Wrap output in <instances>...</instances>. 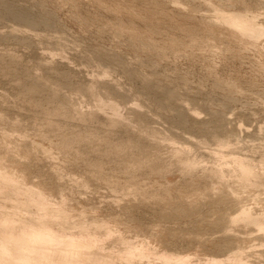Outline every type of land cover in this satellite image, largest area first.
<instances>
[{"label":"rangeland","instance_id":"rangeland-1","mask_svg":"<svg viewBox=\"0 0 264 264\" xmlns=\"http://www.w3.org/2000/svg\"><path fill=\"white\" fill-rule=\"evenodd\" d=\"M0 7V54H3V58L0 55V64H3V59L4 63L11 59L13 67L10 61V65L6 63L5 65H9L16 72L4 65L0 68V154H8L0 155L6 157L4 159L6 163L3 162L2 167L11 173H17V176L21 174L27 184L40 186L56 206L60 207L61 200H65L70 217V224L67 225H70L73 231L77 230L80 221L87 222L88 231H92L95 221L105 222L107 228L104 230L110 233L109 239L104 243V247L108 250H122L123 242L120 239L123 238L138 246L146 242L150 248L158 252L168 251L176 255H188L189 261L186 264H233L230 257L241 249L240 254L243 252L242 258H244L242 264H264V239H262L264 238V226L262 227L264 224V34L255 39L242 37L237 33L234 34L231 29L228 30L221 24L220 19L216 20L221 11L238 10L239 12L241 9L240 12L250 10L249 12L255 14V20L264 25V0H0ZM9 8H13L14 11H25L29 17L21 18L22 21L9 14ZM155 15H158L157 18ZM171 17L175 18L171 19ZM149 19L152 20L151 23ZM218 20L219 24H215ZM178 22L181 27L178 26ZM240 42L243 43L241 46ZM186 44L191 46L188 47ZM12 56L17 60V64ZM16 65L18 67H15ZM108 66L112 70H109ZM20 70L23 73H17ZM28 75L30 78L35 77V80L34 78L32 80L41 84L42 89L45 90L41 93L44 97L50 92L53 98L49 94L48 102L52 104L51 101L55 99L56 101L53 100L55 107L53 104L52 106L46 104L47 99L42 95L39 97V93L38 96L23 94L25 99L20 96L23 93L22 85L32 82ZM42 85L46 86V89ZM90 91L96 94L92 95ZM98 96L112 100L118 104V107L120 106L119 122H110L111 116L114 115L112 111L97 110L96 99L100 98ZM37 97L43 98L40 102L45 103L43 105L46 109L47 105L51 107V111L49 107L47 109L50 112L46 110L49 115H46L43 106H41L43 110L39 107L42 102L39 106L35 103ZM59 97L67 101L61 102ZM23 99L33 106L35 103L39 108H35L36 106L35 109L32 108L33 106H29L30 104L25 103ZM165 100L170 101L167 103L171 108L166 105ZM56 102L59 104L58 107L63 106L62 109L72 103L71 108L69 106L61 113L56 112ZM66 102L69 104L66 105ZM132 104L135 108L131 107ZM53 107L54 112H52ZM55 113H60L59 119ZM81 114H84L85 124L81 120L83 119ZM94 114L97 116L94 117ZM49 117L51 120L48 124ZM72 117L74 120L70 121ZM151 130L153 133H150ZM215 132H217L216 137ZM4 133L12 136L10 142L3 138ZM81 134L86 136L84 135L83 142V139L81 142L75 141L79 146L73 143L70 150L62 148L64 138L73 136L79 138L77 135ZM40 144L44 148L43 153ZM178 145H182L183 148L180 146L182 148L180 149ZM38 146L39 149L41 147V151L36 149ZM58 147L61 149H56ZM177 148L178 151L174 150ZM184 148L186 151H183ZM45 149L52 150V153ZM76 150L81 155H78ZM213 150L215 152H212ZM217 150L228 156L230 154L246 157L258 174L246 183L236 173L229 172L231 169L226 166L224 169L228 171L224 170L227 175L223 179L218 178L217 175L211 176L212 173L208 174L206 171L219 165L217 155L213 154ZM63 152H67L66 155ZM139 152L144 154L140 155ZM180 155L182 160H179ZM134 156L135 158L138 156L140 160L138 157L133 158ZM197 157L200 158L196 169L180 168L184 166L182 162L185 163L188 158L192 160ZM57 159L58 162H55ZM91 159L94 162L88 161ZM143 160L146 162L144 163ZM97 161L99 165L102 163L101 165L105 167L99 166ZM154 162L157 165H164L157 167ZM90 163L91 165L88 166ZM54 165L57 167L53 168ZM63 171L66 175L69 172L70 175L68 173L69 176H64ZM97 173H102L103 177L105 175L104 179ZM29 174L32 178L30 181ZM93 174L95 176H92ZM131 181L132 183H128ZM123 184L126 186L123 187ZM137 184L139 185L136 186ZM116 186L117 188L114 189ZM139 190L142 191V195ZM59 191L64 194L60 195ZM4 197L5 195L0 192V202H4ZM12 205L13 201L9 199L2 204L0 217L11 209L15 210L11 208ZM242 209L257 217L260 224H253L238 217ZM18 211L22 215L31 216L30 213L25 214L23 210ZM54 228L60 229V226L55 224ZM237 249L240 251H235ZM141 260L143 264L148 261L147 258ZM161 262L162 260L156 259L153 264H163Z\"/></svg>","mask_w":264,"mask_h":264},{"label":"bare ground","instance_id":"bare-ground-1","mask_svg":"<svg viewBox=\"0 0 264 264\" xmlns=\"http://www.w3.org/2000/svg\"><path fill=\"white\" fill-rule=\"evenodd\" d=\"M99 1V0H98ZM121 1V0H120ZM125 1V0H124ZM142 1V0H141ZM145 1V0H144ZM150 1V0H149ZM179 1V0H178ZM251 1V0H250ZM101 2V1H100ZM123 2V1H122ZM121 2V3H122ZM139 2V1H138ZM147 2V1H146ZM161 2V1H160ZM204 2V1H203ZM102 3V2H101ZM110 3V2H109ZM108 3V4H109ZM112 3V2H111ZM126 3V2H125ZM128 3V2H127ZM148 3V2H147ZM159 3V2H158ZM179 3V2H178ZM206 3V2H205ZM210 3V2H209ZM243 3V2H242ZM257 3V2H256ZM107 4V5H108ZM123 4V3H122ZM130 4V3H129ZM134 4V3H133ZM132 4V5H133ZM146 4V3H145ZM154 4H155V1H154ZM156 4H157V2H156ZM176 4V3H175ZM102 5H103V3H102ZM116 5V4H115ZM120 5V4H119ZM141 5V4H140ZM144 5V4H143ZM100 6H101V4H100ZM112 6V4L110 5V7ZM122 6V5H121ZM145 6V5H144ZM155 6V5H154ZM162 6V5H161ZM261 6H263V4H261ZM108 7V6H107ZM117 7H118V5H117ZM131 7V6H130ZM141 7V6H140ZM145 7H147V6H145ZM156 7V6H155ZM158 7V6H157ZM156 7V8H157ZM163 7V6H162ZM161 7V8H162ZM243 7V6H242ZM250 7V6H249ZM248 7V8H249ZM132 9H133V7H131ZM139 8V7H138ZM151 8V7H150ZM164 8V7H163ZM264 8V7H263ZM0 9H1V7H0ZM111 9V8H110ZM136 9V8H135ZM142 9V8H141ZM220 9V8H219ZM228 9H230L229 7H228ZM117 10H119V9H117ZM126 10V9H125ZM124 10V11H125ZM158 10V9H157ZM236 10V9H235ZM1 11V10H0ZM3 11V10H2ZM6 11V10H5ZM9 11H10V13L9 14H11V15H13L14 17H16V18H19V19H23V18H28L29 16H28V14L24 11V12H21V11H14L13 10V8H9ZM130 11V10H129ZM163 11V10H162ZM176 11V10H175ZM240 11H241V9H240ZM238 12V10H236V11H233V10H229V11H221V12H219V14L217 15V17L218 18H216V20L217 19H220V21H222L221 22V24H223L228 30L229 29H231L233 32H235L234 34H239V35H241L242 37H246V38H252V39H255V38H259V37H261L262 36V34H264V25L263 24H259L256 20H255V14H253V13H251V12H249V11H245V12ZM244 11V10H243ZM257 11V10H256ZM114 12V11H113ZM123 12V11H122ZM126 12H127V10H126ZM125 12V13H126ZM159 12H161V10H159ZM164 12V11H163ZM176 12H178V11H176ZM3 13H4V11H3ZM8 13V12H7ZM117 13V12H116ZM121 13V12H120ZM124 13V12H123ZM127 13H129V12H127ZM141 13V12H140ZM139 13V14H140ZM147 13V12H146ZM151 13H153V12H151ZM155 13V12H154ZM181 13V12H180ZM166 14V13H165ZM177 14V13H176ZM214 14V13H213ZM8 15V14H7ZM135 15V14H134ZM137 15V14H136ZM161 15V14H160ZM178 15H179V13H178ZM187 15V14H186ZM185 15V16H186ZM33 15H31V17H32ZM140 16V15H139ZM149 16V15H148ZM156 16V18H157V16L158 15H155ZM162 16V15H161ZM163 16H165V15H163ZM176 16V15H175ZM132 17H133V14H132ZM142 17H144V15L142 16ZM182 17V16H181ZM136 18V17H135ZM134 18V19H135ZM146 18V17H145ZM144 18V19H145ZM154 18V17H153ZM173 17H171V19H172ZM175 18V17H174ZM173 18V19H174ZM184 18V17H183ZM188 18V17H187ZM14 19V18H13ZM21 19V20H22ZM130 19V18H129ZM137 19V18H136ZM142 19V18H141ZM143 19V20H144ZM147 19V18H146ZM189 19V18H188ZM28 20V19H27ZM32 20V19H31ZM36 20V19H35ZM140 20V19H139ZM154 20V19H153ZM16 21V20H15ZM23 21V20H22ZM149 21H150V19H149ZM152 21V20H151ZM151 21H150V23H151ZM156 21H157V19H156ZM179 21V20H178ZM183 21H184V19H183ZM25 22V21H24ZM31 22V21H30ZM33 22H35V21H33ZM138 22V21H137ZM146 22H147V20H146ZM177 22V21H176ZM181 22V21H180ZM205 22V21H204ZM212 22V21H211ZM213 22H215V21H213ZM217 22V21H216ZM21 23V22H20ZM182 23V22H181ZM261 23V22H260ZM184 24L185 23H183V26H184ZM186 24H187V22H186ZM210 24V23H209ZM215 24H219V20H218V22L217 23H215ZM30 26V25H29ZM35 26V25H34ZM119 26H120V24H119ZM118 26V27H119ZM126 26V25H125ZM131 26V25H130ZM149 26V25H148ZM177 26V25H176ZM178 26H180L181 27V25H180V23L178 22ZM204 26V25H203ZM31 27V26H30ZM121 27H123V26H121ZM133 27V26H132ZM155 27V26H154ZM202 27V26H201ZM125 28V27H124ZM129 28H131V27H129ZM134 29L133 30H135V27H133ZM148 28V27H147ZM193 28V27H192ZM114 29V28H113ZM137 29V28H136ZM149 29V28H148ZM147 29V30H148ZM150 29H151V27H150ZM158 29V28H157ZM208 29V28H207ZM209 29H211V28H209ZM208 29V30H209ZM123 30V29H122ZM126 30V29H125ZM198 30H199V27H198ZM200 30H202V29H200ZM204 30H205V28H204ZM203 30V31H204ZM230 30V31H231ZM140 31V30H139ZM151 31V30H150ZM232 31H231V33H232ZM22 32V31H21ZM30 32V31H29ZM138 32V31H137ZM137 32H135V34L137 33ZM158 33H159V31H157ZM156 32V33H157ZM186 32H187V30H186ZM196 32V31H195ZM201 32V31H200ZM205 32V31H204ZM12 33V32H11ZM140 33V32H139ZM156 33H154V34H156ZM157 33V34H158ZM187 33H189V32H187ZM212 33H214V31L212 32ZM230 33V32H229ZM233 34V35H234ZM137 35V34H136ZM152 35V34H151ZM150 35V36H151ZM207 35V34H206ZM148 36H149V34H148ZM154 36V35H153ZM158 36V35H157ZM161 36V35H160ZM197 36V35H196ZM143 37V36H142ZM159 37V36H158ZM204 37V36H203ZM209 37H211V36H209ZM144 38V37H143ZM170 38H172V37H170ZM175 38V37H174ZM241 38V37H240ZM8 39V38H7ZM152 39V38H151ZM160 39V38H159ZM214 39V38H213ZM264 39V38H263ZM155 40H156V38H155ZM158 40V39H157ZM171 40V39H170ZM170 40H168V41H170ZM202 40V39H201ZM208 40V39H207ZM219 40V39H218ZM240 40V39H239ZM251 40V39H250ZM261 40V39H260ZM146 41V40H145ZM154 41V40H153ZM199 41V40H198ZM229 41V40H228ZM259 41V40H258ZM23 42V41H22ZM144 42V41H143ZM194 42V41H193ZM206 42V41H205ZM245 42V41H244ZM254 42V41H253ZM252 42V43H253ZM263 42V41H262ZM33 43V42H32ZM145 43H147V42H145ZM149 43H151V41L149 42ZM153 43V42H152ZM172 43V42H171ZM177 43V42H176ZM179 43H181V42H179ZM191 43V42H190ZM199 43V42H198ZM197 43V44H198ZM242 42H240V46L243 44H241ZM248 43H249V41H248ZM255 43H257V42H255ZM259 43V42H258ZM167 44V43H166ZM174 44V43H173ZM205 44V43H204ZM203 44V45H204ZM228 44V43H227ZM230 44V43H229ZM145 45V44H144ZM148 45V44H147ZM155 45V44H154ZM176 45V44H175ZM180 45V44H179ZM184 45V44H183ZM187 45V44H186ZM151 46H152V44H151ZM150 46V47H151ZM156 46V45H155ZM188 46V45H187ZM186 46V47H187ZM191 46V45H190ZM190 46H188V47H190ZM218 46V45H217ZM154 47V46H153ZM167 47V46H166ZM169 47V46H168ZM178 47H180V46H178ZM185 47V46H184ZM185 47V48H186ZM224 47V46H223ZM239 47V46H238ZM243 47H244V45H243ZM247 47V46H246ZM162 48V47H161ZM245 48V47H244ZM243 48V49H244ZM168 49V48H167ZM263 49V48H262ZM153 50V49H152ZM156 50V49H155ZM154 50V51H155ZM158 50H160V48H158ZM163 50H165V49H163ZM214 50H216V49H214ZM219 50V49H218ZM227 50H229L228 48H227ZM185 51H186V49H185ZM184 51V52H185ZM207 51V50H206ZM222 51V50H221ZM262 51V50H261ZM156 52H157V50H156ZM176 52H178V51H176ZM220 52V51H219ZM241 52V51H240ZM243 52V51H242ZM263 52V51H262ZM261 52V53H262ZM4 53V52H3ZM12 53V52H11ZM43 53V52H42ZM159 53V52H158ZM6 54V53H5ZM9 54V53H8ZM200 54V53H199ZM205 54V53H204ZM214 54V53H213ZM220 54V53H219ZM1 55V57L3 58V54H0ZM164 55V54H163ZM18 56V55H17ZM16 56V57H17ZM9 57V55H7V58ZM15 57V58H16ZM210 57V56H209ZM12 58L14 59V56H12ZM20 58H21V56H20ZM63 58V57H62ZM1 59V58H0ZM10 59V58H9ZM17 59V58H16ZM11 60V59H10ZM9 60V61H10ZM212 60V59H211ZM9 61L7 62H5L6 64H9ZM12 61V60H11ZM10 61V62H11ZM14 61H16V64H17V60H15L14 59ZM38 61H40V60H38ZM42 61V60H41ZM48 61V60H47ZM3 64H0L1 65V67L0 68H2V65H4V66H6L5 65V63H4V59H3ZM113 62V61H112ZM0 63H1V61H0ZM19 63H21V62H19ZM41 63V62H40ZM100 63V62H99ZM10 65V64H9ZM9 65H7L6 67L7 68H11ZM11 65H12V62H11ZM14 65V64H13ZM13 65H12V67H13ZM21 65V64H20ZM25 65V64H24ZM27 65V64H26ZM42 65V64H41ZM45 65V64H44ZM3 66V67H4ZM43 66V65H42ZM49 66V65H48ZM260 66V65H259ZM15 67H18L17 65L15 66ZM109 67V66H108ZM25 68H27V67H25ZM111 67H109L108 69L109 70H112V69H110ZM114 68V67H113ZM28 69V68H27ZM9 70H13V72L14 73H16L15 71H14V69L13 68H11V69H9ZM16 70V69H15ZM19 70V69H18ZM31 70V69H30ZM8 71V70H7ZM26 71V70H25ZM32 71V70H31ZM45 71V70H44ZM43 71V72H44ZM2 72V71H1ZM4 72V71H3ZM8 72H10V71H8ZM12 71H11V73L10 74H12L13 73ZM22 71L20 70V72H17V73H21ZM33 72V71H32ZM31 72V73H32ZM48 72V71H47ZM104 72V71H103ZM102 72V73H103ZM107 72V71H106ZM23 73V72H22ZM26 73H28V70H27V72ZM30 73V74H31ZM5 74H7V72L5 73ZM4 74V75H5ZM9 74V73H8ZM64 74V73H63ZM107 74H108V72H107ZM18 74H16V76H17ZM23 75V74H22ZM21 75V76H22ZM24 75H26V74H24ZM32 75V74H31ZM52 75H54V74H52ZM57 75V74H56ZM68 75V74H67ZM67 75L65 76V77H67ZM102 75V74H101ZM105 75L106 74H104V77H105ZM130 75V74H129ZM134 75V74H133ZM9 76V75H8ZM12 76V75H11ZM10 76V77H11ZM29 76V75H28ZM36 76V75H35ZM5 77H6V75H5ZM13 77V76H12ZM18 77H20V75H18ZM18 77H16V78H18ZM95 77V76H94ZM22 78V80H23V77H21ZM21 78H20V81H21ZM24 78H25V76H24ZM29 78H30V76H29ZM34 78V80H35V77H33ZM33 78H30L31 80L33 79ZM61 78V77H60ZM63 79H64V77H62ZM25 79H27V78H25ZM25 79L23 80V81H25ZM29 79V80H30ZM38 79H40V78H38ZM37 79V80H38ZM48 79V78H47ZM49 79H51V78H49ZM107 79V78H106ZM4 80V79H3ZM16 80V79H15ZM34 80H32V82L30 81V82H26V84H24V85H22V90H23V93H21L20 94V96H23L24 97V99H25V95H23V94H27V95H37V93H39L40 94V96L39 97H41V93H43V92H45V90H43L42 89V87H41V84L38 82V81H34ZM42 80V79H41ZM66 80V79H65ZM101 80V79H100ZM28 81V80H27ZM43 81V80H42ZM41 81V82H42ZM44 81H46V80H44ZM49 81H52V80H49ZM68 81V80H67ZM102 81V80H101ZM118 81V80H117ZM14 82V81H13ZM48 82V81H47ZM54 82V81H53ZM57 82H59V81H57ZM72 82V81H71ZM16 83V82H15ZM56 83V82H55ZM70 83V82H69ZM73 83V82H72ZM112 83V82H111ZM116 83V82H115ZM12 84H14V83H12ZM19 84H20V82H19ZM19 84H18V86H19ZM43 84V83H42ZM74 84V83H73ZM113 84V83H112ZM16 85V84H15ZM44 85V84H43ZM42 85V86H43ZM46 86H47V84H45ZM49 85V84H48ZM61 85V84H60ZM72 85V84H71ZM91 85V84H90ZM100 85V84H99ZM25 86V88H23ZM45 86V87H46ZM68 86V85H67ZM70 86V85H69ZM93 86V85H92ZM108 86V85H107ZM16 87H17V85H16ZM44 87V86H43ZM44 87V89H46ZM50 87V86H49ZM54 87H56V86H54ZM82 87H84V86H82ZM105 86H103V88H104ZM111 88V87H110ZM149 88V87H148ZM48 89H51V88H48ZM63 89V88H62ZM85 89H87V88H85ZM18 90V89H17ZM55 90V89H54ZM78 90V89H77ZM76 90V91H77ZM83 90V89H82ZM89 90V89H88ZM158 90V89H157ZM16 91V90H15ZM14 91V92H15ZM80 91V90H79ZM78 91V92H79ZM93 91V90H92ZM48 92H49V90H48ZM89 92V91H88ZM104 92H106L105 90H104ZM108 92V91H107ZM5 93V92H4ZM20 93V92H19ZM90 93H91V91H90ZM99 93V92H98ZM111 93V92H110ZM38 94V95H39ZM49 94H50V92H49ZM49 94L48 95H46L45 97H44V99H47V100H45V102H46V104L48 103V105L49 106H52V104L54 105V103H53V100L54 101H56L55 99H53L51 102H52V104L51 103H49L48 102V99H50V96H49ZM53 94L55 95V93L53 92ZM92 95L93 94H96V93H94V92H92L91 93ZM115 94V93H114ZM6 95V94H5ZM26 95V96H27ZM37 95V96H38ZM44 95H45V93H44ZM51 95V94H50ZM91 95V96H92ZM174 95V94H173ZM30 96V97H31ZM34 96V97H35ZM49 96V97H48ZM58 96V95H57ZM61 96V95H60ZM63 96V95H62ZM73 96V95H72ZM97 95H95V97H96ZM111 96V95H110ZM172 96V95H171ZM175 96V95H174ZM22 97V98H23ZM55 97H56V95H55ZM54 97V98H55ZM98 97H100V96H98ZM101 97H103V96H101ZM98 98V99H96V108H97V110L100 112H103V111H105L106 109H108V111L110 110V111H112L113 112V114L114 115H110L112 118H111V120L113 121H110L111 123H114V122H119V119L121 118V116L119 115L120 114V109L118 110V108H120V106L118 107V104H116V102H112V100L111 101H109V100H105V98L103 97V99L102 98ZM109 97V96H108ZM120 97V96H119ZM130 97V96H129ZM26 98H28V97H26ZM51 98H53L52 97V95H51ZM58 98V97H57ZM60 98V97H59ZM63 98V97H62ZM112 98V97H111ZM23 99V100H24ZM41 99V98H40ZM40 99H38V97H37V99H36V104L39 106L40 104H41V102H40ZM64 100H61V98H60V101L61 102H63V101H67V100H65V98H63ZM113 99V98H112ZM121 99V98H120ZM119 99V100H120ZM155 99H157V98H155ZM166 99V98H165ZM27 100H29V98L27 99ZM27 100H24V102L25 103H28V105L30 104V102H27ZM34 98L32 99V101L34 102ZM41 100H43V98L41 99ZM20 101V100H19ZM31 101V103H33ZM37 101H39V102H37ZM71 101V100H70ZM116 101H117V99H116ZM166 101V100H165ZM165 101H164V103H165ZM95 102V101H94ZM93 102V104H95ZM161 102V101H160ZM167 102H170L169 100H167L166 101V103ZM21 103V102H20ZM24 103V104H25ZM34 103V106H36L35 108H41V106H43V108H44V111L46 112V110L48 109V105H47V109H46V107H44V105H45V103H43L42 102V105H40L39 107H37V105ZM57 103V102H56ZM55 103V104H56ZM64 103V102H63ZM68 102H66V105H68L67 104ZM157 103H158V101H157ZM44 104V105H43ZM61 104V103H60ZM72 104V103H71ZM71 104H69L68 106H66V107H69ZM135 104V103H134ZM137 104V103H136ZM139 104V103H138ZM26 105V104H25ZM27 105V106H28ZM58 103H57V105H56V112H62V110L64 109V108H66V107H64L63 109H62V107L61 106H59L58 107ZM164 105V104H163ZM166 105H168V103L166 104ZM29 106H33V104L31 105H29ZM34 106L32 107V108H34ZM135 106V105H134ZM138 105H136V107H137ZM168 106H170L169 108H171V105H168ZM173 107H174V105H172ZM54 107H55V105H54ZM54 107H53V110H52V112H54ZM73 107V106H72ZM131 107H133V104H132V106ZM159 107V106H158ZM162 107V106H161ZM172 107V108H173ZM176 107V106H175ZM31 108V107H30ZM34 108V109H35ZM43 108H41L42 110H43ZM70 108H71V106H70ZM80 108V107H79ZM78 108V109H79ZM133 108H135V107H133ZM181 108V107H180ZM19 109V108H18ZM40 109V110H41ZM49 109H50V111H51V107H49ZM67 109V108H66ZM86 109V108H85ZM139 109V108H138ZM159 109V108H158ZM37 110V109H36ZM136 110V109H135ZM48 111V110H47ZM50 111H48V112H50ZM67 111V110H66ZM66 111H65V113H66ZM73 111V110H72ZM108 111H105V112H108ZM109 111V112H110ZM124 111V110H123ZM137 111V110H136ZM170 111V110H169ZM30 112V111H29ZM28 112V113H29ZM44 112V113H45ZM64 112V111H63ZM84 112V111H83ZM104 112V113H105ZM131 112V111H130ZM31 113V112H30ZM43 113V112H42ZM59 113V114H60ZM65 113H64V115H65ZM33 114V113H32ZM37 115H38V113H36ZM51 115H52V113H50ZM54 114V113H53ZM57 116H59V114L58 113H55ZM72 114V113H71ZM80 114V113H79ZM95 114H96V112H95ZM94 114V117L95 116H97V115H95ZM107 114V113H106ZM110 114V113H109ZM180 114H182V113H180ZM188 114V113H187ZM46 115H49V113L47 114V112H46ZM55 115V116H56ZM69 116H70V114H68ZM82 115V114H81ZM80 115V116H81ZM90 115V114H89ZM88 115V116H89ZM91 115H93V113L91 114ZM90 115V116H91ZM100 115V114H99ZM53 116V115H52ZM51 116V117H52ZM57 116L55 117L56 119H57ZM61 116V115H60ZM60 116L58 117V119L60 118ZM69 116H65V117H68L69 118ZM83 116H84V114L82 115V118H83ZM114 116V117H113ZM184 116V115H183ZM34 117H35V115H34ZM48 117V116H47ZM51 117H49V121H47V120H45V121H47L48 122V124L50 123V118ZM76 117V116H75ZM87 117V116H86ZM109 117V116H108ZM125 117H127V116H125ZM68 118H67V121H69L68 120ZM80 118V117H79ZM85 118V117H84ZM84 118L83 119H81L82 121L84 120ZM106 118H107V115H106ZM52 119H53V117H52ZM65 119V118H64ZM73 119V117L70 119V121ZM108 119V118H107ZM132 119V118H131ZM9 120V119H8ZM40 120V119H39ZM43 121H44V119H42ZM63 120V119H62ZM74 120V119H73ZM75 120H77V119H75ZM81 120H79L80 121V123H81ZM121 120V119H120ZM183 120V119H182ZM41 121V120H40ZM54 120H52V122H53ZM93 121V120H92ZM97 121V120H96ZM104 121V120H103ZM107 121H109V120H107ZM15 122V121H14ZM20 122V121H19ZM46 122V123H47ZM51 122V123H52ZM72 122H74V121H72ZM85 121H83V123H84ZM87 122V121H86ZM128 122V121H127ZM130 122H131V120H130ZM202 122V121H201ZM57 123V122H56ZM92 123V122H91ZM115 123V124H116ZM121 123V122H120ZM184 123V122H183ZM36 124V123H35ZM82 124V123H81ZM85 124V123H84ZM98 124V123H97ZM131 124V123H130ZM129 124V125H130ZM133 124V123H132ZM143 124V123H142ZM51 125V127H52V124H50ZM120 125V124H119ZM138 125V124H137ZM140 125V124H139ZM138 125V126H139ZM46 126H48V125H46ZM56 126V125H55ZM55 126H54V128H55ZM132 126V125H131ZM130 126V127H131ZM42 127V126H41ZM50 127V126H49ZM59 127H60V125H59ZM105 127V126H104ZM120 127H121V125H120ZM61 128V127H60ZM137 128V127H136ZM140 128V127H139ZM53 129V128H52ZM143 129V128H142ZM158 129H160V128H158ZM219 129V128H218ZM221 129V128H220ZM42 130H44V129H42ZM146 130H147V128H146ZM145 130V131H146ZM148 130H150V129H148ZM152 132V130L150 131V133ZM176 132V131H175ZM218 132V131H217ZM217 132H215V137H216V134H217ZM231 132V131H230ZM25 133V132H24ZM153 133V132H152ZM155 133V132H154ZM162 133V132H161ZM209 133V132H208ZM207 133V134H208ZM212 133V132H211ZM214 133V132H213ZM16 134V133H15ZM35 134V133H34ZM86 134H89V133H86ZM160 134V133H159ZM219 134V133H218ZM27 135V134H26ZM44 135V134H43ZM85 134H81V135H77L79 138H77V137H75V136H73V137H69V138H64V145H63V147L62 148H64V150H70L69 148L71 147V146H73L72 144L73 143H76L75 141H77V140H79L80 142H81V139H83V137H85L84 136ZM93 135V134H92ZM106 135V134H105ZM147 135V134H146ZM231 135V134H230ZM3 138H5V140L6 141H8V142H10L11 140L10 139H12V136L10 135V134H7V133H4L3 135ZM21 136V135H20ZM47 136V135H46ZM108 136V135H107ZM141 136V135H140ZM155 136H156V133H155ZM159 136V135H158ZM184 136V135H183ZM229 136V135H228ZM144 137V136H143ZM161 137V136H160ZM206 137V136H205ZM214 137V138H215ZM220 137V136H219ZM224 137V136H223ZM129 138V137H128ZM150 138V137H149ZM236 138V137H235ZM90 139V138H89ZM92 139H94V138H92ZM143 139V138H142ZM146 139V138H145ZM159 139V138H158ZM158 139H156V140H158ZM225 139V138H224ZM5 140H3V142L5 141ZM24 140V139H23ZM85 139H83L82 140V142L84 141ZM88 140V139H87ZM108 140V139H107ZM212 140V139H211ZM215 140V139H214ZM228 140V139H227ZM79 141H78V143H79ZM92 141V140H91ZM95 141V140H94ZM101 141V140H100ZM117 141V140H116ZM121 141V140H120ZM123 141V140H122ZM142 141V140H141ZM152 142H153V140H151ZM177 141H179V140H177ZM218 141V140H217ZM216 141V142H217ZM220 141H222V140H220ZM113 142V141H112ZM125 142H127L126 140H125ZM133 142V141H132ZM181 142V141H180ZM22 143V142H21ZM32 143H34V142H32ZM90 143V142H89ZM94 143V142H93ZM111 143V142H110ZM114 143V142H113ZM118 143V142H117ZM124 143V142H123ZM163 143V142H162ZM161 143V144H162ZM167 143V142H166ZM174 143V142H173ZM185 143V142H184ZM191 143V142H190ZM232 143V142H231ZM1 144V143H0ZM5 144V143H4ZM9 144V143H8ZM17 144H18V142H17ZM35 144V143H34ZM81 144V143H80ZM86 144V143H85ZM104 144V143H103ZM105 144H107V143H105ZM120 144V143H119ZM118 144V145H119ZM155 144V143H154ZM158 144H160V143H158ZM157 144V145H158ZM6 146H7V144H5ZM19 145H20V143H19ZM18 145V146H19ZM22 145V144H21ZM61 145V144H60ZM76 145H78L77 143H76ZM97 145V144H96ZM112 145V144H111ZM110 145V146H111ZM122 145V144H121ZM170 145H172V144H170ZM169 145V146H170ZM184 145V144H183ZM14 146V145H13ZM33 146V145H32ZM36 146H37V144H36ZM40 146H41V144H40ZM57 146V145H56ZM79 146V145H78ZM84 146V145H83ZM89 146V145H88ZM115 146V145H114ZM123 146V145H122ZM131 146V145H130ZM132 146H133V144H132ZM176 146V145H175ZM179 146V145H178ZM181 147H182V145H180ZM179 146V147H180ZM187 146V145H186ZM9 147V146H8ZM7 147V148H8ZM42 147V146H41ZM41 147H40V149H39V146H38V148H36V149H38L39 151H41ZM97 147V146H96ZM100 147V146H99ZM112 147V146H111ZM128 147V146H127ZM138 147V146H137ZM145 147V146H144ZM160 147V146H159ZM165 147V146H164ZM167 147V146H166ZM178 147V148H179ZM180 147V149H182ZM185 147V146H184ZM189 147V146H188ZM187 147V148H188ZM43 148V147H42ZM66 148H68V149H66ZM78 148H81V147H78ZM77 148V149H78ZM94 148V147H93ZM123 148V147H122ZM169 148V147H168ZM178 148L177 149H174V150H177L178 151ZM190 148V147H189ZM209 148V147H208ZM21 148H19V150H20ZM22 149H23V147H22ZM21 149V150H22ZM25 149V148H24ZM26 149H28V147L26 148ZM25 149V150H26ZM30 149V148H29ZM35 149V148H34ZM56 149H59V147L58 148H56ZM61 149V148H60ZM59 149V150H60ZM124 149V148H123ZM123 149H122V151H123ZM135 149V148H134ZM139 149V148H138ZM138 149H136V151L138 150ZM157 149V148H156ZM185 149V148H184ZM191 149V148H190ZM200 149V148H199ZM217 149V148H216ZM0 150H1V147H0ZM4 150V149H3ZM10 150V149H9ZM20 150V151H21ZM33 150V149H32ZM79 150V149H78ZM78 150H76L77 151V153H78ZM81 150V149H80ZM92 150V149H91ZM109 150V149H108ZM117 150V149H116ZM133 150V149H132ZM149 150V149H148ZM215 150V149H214ZM212 151V152H215V151ZM23 151V150H22ZM34 151H36V150H34ZM38 151V152H39ZM45 151H48V149H45ZM52 151V150H51ZM51 151H48V152H50V153H52ZM62 151V150H61ZM73 151V150H72ZM96 151V150H95ZM100 151V150H99ZM126 151V150H125ZM129 151H130V148H129ZM134 151V150H133ZM135 151V152H136ZM156 151V150H155ZM171 151V150H170ZM181 151V150H180ZM183 151H186V149L185 150H183ZM2 152V151H1ZM5 152H6V150H5ZM16 152V151H15ZM37 152V153H38ZM44 152V148H43V150H42V153ZM59 152V151H58ZM101 152V151H100ZM100 152H98V153H100ZM103 152V151H102ZM113 152V151H112ZM116 152V151H115ZM118 152V151H117ZM132 152V151H131ZM153 152V151H152ZM189 152V151H188ZM14 153V152H13ZM20 153H22V152H20ZM19 153V154H20ZM30 153V152H29ZM50 153L48 154V156H50ZM57 153V152H56ZM64 153V152H63ZM67 153V152H66ZM66 153H64L65 155H66ZM71 153H73V152H71ZM80 153V152H79ZM78 153V155H81V154H79ZM82 153V152H81ZM86 153H88V151L86 152ZM111 153V152H110ZM140 153V152H139ZM142 154H144L143 152H141ZM140 153V155H142ZM3 156H4V154H5V156L6 155H8V154H6V153H1ZM0 154V155H1ZM39 154H41L40 152H39ZM54 154V153H53ZM70 154V153H69ZM101 154V153H100ZM106 154V153H105ZM120 154H121V152H120ZM124 154V153H123ZM160 154V153H159ZM158 154V155H159ZM184 154V153H183ZM213 154H216L217 156L216 157H218V160H219V165L217 166V168H210L209 169V171H206V170H203V171H206V173H208V174H211V176L212 175H217L218 176V178H220V179H223V177L225 176V175H227V174H225V172H224V170H226V169H224V167H230V171L229 172H232V173H236V175L240 178V179H242V180H244V181H246V183L247 182H250L251 181V179H253V177L256 175V174H258L257 173V171H256V168L254 167V165L251 163V161L249 160L248 161V159L245 157H243L242 158V156L240 157H237V156H231L230 154H229V156L228 155H226V154H224V152H222V151H220V150H217L216 151V153H213ZM1 155V156H2ZM29 155H31V154H29ZM36 155H38V154H36ZM87 155V154H86ZM90 155V154H89ZM111 155H112V153H111ZM129 155H130V153H129ZM133 155V154H132ZM157 155V156H158ZM0 156V192L2 193V194H4L5 195V200H4V202H0V208L2 207V204H5L6 203V201L9 199V200H12L13 201V205L11 206V208H15V210L14 209H11L10 211H8L7 213H6V215H4V216H1L0 217V264H143L141 261V259H143V258H147L148 259V261H147V263L146 264H153L154 263V260H156V259H160V260H162V262H163V264H186L188 261H189V256L188 255H176V254H173V253H169L168 251H163V252H158V251H155V250H153L152 248H150V246L148 245V244H146V242H143L141 245H134V244H132V243H130V242H128L126 239H120V240H122V242H123V248H122V250H113V249H110V250H108V249H106L105 247H104V243L106 242V240H108L109 239V237H110V233L107 231V230H104V229H106L107 228V224L105 223V222H98V221H95V223L93 224L94 225V228L92 229V231H88L87 230V227H88V224H87V222H81L80 221V223L79 224H77L78 225V227H77V230L76 231H73L72 230V227L70 226V225H67V224H70L69 223V215H68V212H67V209H66V201L65 200H61V202H60V207H58V206H56L55 204L56 203H53L51 200H49V198H50V196H48L47 194H45L46 192H44V190L39 186V187H35V186H32L30 183L29 184H27V181L25 180V178H22V175H21V177H20V175L19 176H17L16 174H14V173H11V172H9L8 171V169L6 170L4 167H2V165H3V162H4V159H6V157L4 158V157H1ZM13 156V155H12ZM22 156H25V155H22ZM35 156V155H34ZM39 156V155H38ZM37 156V157H38ZM52 156V155H51ZM98 156V155H97ZM131 156V155H130ZM144 156H146V155H144ZM199 156V155H198ZM16 157H17V155H16ZM86 157V156H85ZM114 157H116V156H114ZM138 157V156H137ZM136 157V158H137ZM141 157V156H140ZM147 157V156H146ZM175 157V156H174ZM181 155H180V159L179 160H182L181 159ZM187 157V156H186ZM36 158V157H35ZM50 158V157H49ZM58 158V157H57ZM103 158V157H102ZM126 158V157H125ZM128 158V157H127ZM133 158H135V156L133 157ZM135 158V159H136ZM144 158V157H143ZM164 158V157H163ZM191 158V157H190ZM190 158H188V159H190ZM196 158V157H195ZM190 159V160H185L184 162L185 163H183L182 162V164H184V166L183 167H180V168H183L184 170L185 169H192V170H194V169H196L197 168V165H198V158H200V157H197V159ZM17 159H19V158H17ZM39 159V158H38ZM40 159H41V157H40ZM64 159H68V158H64ZM138 159H139V157H138ZM157 159V158H156ZM161 159V158H160ZM184 159V158H183ZM52 160V159H51ZM56 160V159H55ZM54 160V161H55ZM108 160H109V158H108ZM111 160H113V159H111ZM111 160H110V163H111ZM115 160V159H114ZM129 161V159H126V161ZM132 160V159H131ZM130 160V161H131ZM140 160V159H139ZM144 160H146L145 158H144ZM143 160V161H144ZM154 160H155V158H154ZM203 160L204 159H202V161L201 162H203ZM206 160V159H205ZM16 161V160H15ZM89 162L90 161H92V159L91 160H88ZM96 161V160H95ZM102 161V160H101ZM117 161V160H116ZM121 161V160H120ZM133 161V160H132ZM135 161V160H134ZM151 161H153V160H151ZM159 161H161V160H159ZM176 161V160H175ZM253 161V160H252ZM8 162H10V161H8ZM55 162H58V159H57V161H55ZM86 162V161H85ZM92 162H94V161H92ZM103 162V161H102ZM146 161H144V163H145ZM156 162V161H155ZM154 162V164H156ZM169 162V161H168ZM173 162V161H172ZM180 163H181V161H179ZM214 162H215V159H214ZM213 162V163H214ZM4 163H6V162H4ZM99 163H101V162H99ZM117 163V162H116ZM115 163V164H116ZM135 163H137V162H135ZM139 163V162H138ZM142 163V162H141ZM140 163V164H141ZM153 163V162H152ZM160 163V162H159ZM217 163V162H216ZM215 163V164H216ZM8 164V163H7ZM97 164H98V161H97ZM102 164V163H101ZM100 164V165H101ZM103 164H104V162H103ZM112 164V163H111ZM119 164V163H118ZM132 164H134V163H132ZM178 164V163H177ZM203 164V163H202ZM259 164V163H258ZM6 165V164H5ZM12 165V164H11ZM14 165V164H13ZM19 165V164H18ZM24 165V164H23ZM89 165H91V163L90 164H88V166ZM93 165V167H95V165H96V162H95V165L94 164H92ZM99 165V164H98ZM97 165V166H98ZM99 165V166H100ZM136 165V164H135ZM144 165V164H143ZM151 165V164H150ZM153 165V164H152ZM157 165V164H156ZM159 166L160 165H164V164H158ZM158 165H157V167H158ZM167 165V164H166ZM170 165V164H169ZM179 165H181V164H179ZM200 165H201V163H200ZM4 166V165H3ZM10 166V165H9ZM17 166V165H16ZM21 166V165H20ZM37 166V165H36ZM35 165H34V167H36ZM69 166V165H68ZM101 166H104L105 167V165H101ZM109 166V165H108ZM111 166V165H110ZM134 166V165H133ZM139 166V165H138ZM171 166V165H170ZM174 166V165H173ZM202 166V165H201ZM11 167V166H10ZM15 167V166H14ZM19 167V166H18ZM29 167V166H28ZM54 167H57V166H53V168ZM92 167V166H91ZM90 167V168H91ZM125 167V166H124ZM124 167H121L120 166V168H123L124 169ZM131 167V166H130ZM150 167V166H149ZM152 167V166H151ZM177 167V166H176ZM16 169H17V167H15ZM14 168V169H15ZM65 168H66V166H65ZM96 168V167H95ZM126 168V167H125ZM145 168V167H144ZM143 168V169H144ZM161 168V167H160ZM164 168V167H163ZM201 168V167H200ZM206 168V167H205ZM32 169V168H31ZM35 169V168H34ZM58 169L60 170V168H59V166H58ZM93 169V168H92ZM100 169H102V168H100ZM116 169V168H115ZM136 169V168H135ZM148 169V168H147ZM150 169V168H149ZM178 169V171H179V168H177ZM199 169V168H198ZM23 170H24V168H23ZM26 170V169H25ZM33 170V169H32ZM51 170V169H50ZM55 170V169H54ZM120 170V169H119ZM145 170V169H144ZM143 170V171H144ZM162 170V169H161ZM164 170H166V169H164ZM181 170V169H180ZM29 171V170H28ZM53 171V170H52ZM57 171V170H56ZM65 171V170H64ZM64 171L62 172V173H64ZM72 171V170H71ZM74 171V170H73ZM86 171V170H85ZM105 172V170L104 169H102V172ZM118 171V170H117ZM122 171V170H121ZM120 171V172H121ZM142 170H141V168H140V172H141ZM146 171V170H145ZM167 171V170H166ZM182 171V170H181ZM188 171V170H187ZM226 171H228V170H226ZM18 172H20L19 170H18ZM66 172V171H65ZM87 172V171H86ZM85 172V173H86ZM125 172H126V170H125ZM124 172V173H125ZM134 172V171H133ZM152 172V171H151ZM189 172V171H188ZM25 173V172H24ZM28 173V172H27ZM30 173V172H29ZM57 173V172H56ZM62 173H60V175L62 174ZM68 173L69 172H67V175H66V173H64V176L66 175V176H69L70 175V173H69V175H68ZM72 173V172H71ZM89 173V172H88ZM87 173V174H88ZM109 173H110V171H109ZM113 173V171L111 172V174ZM123 173V174H124ZM131 173V172H130ZM145 173V172H144ZM154 173V172H153ZM161 173H163V171L161 172ZM34 174V173H33ZM90 174V173H89ZM94 174H95V172H94ZM92 175V176H95V175ZM98 174V173H97ZM97 174H96V176H97ZM100 174V173H99ZM98 174V175H99ZM143 174V173H142ZM150 174H152V173H150ZM55 175V174H54ZM58 175V174H57ZM76 175V174H75ZM74 175V176H75ZM80 175V174H79ZM91 175V174H90ZM101 176L103 175L102 173L100 174ZM117 175V174H116ZM128 175H130V174H128ZM229 175L231 176V174L229 173ZM236 175H232V176H236ZM31 176V174H29V177ZM39 176V175H38ZM62 176V175H61ZM60 176V177H61ZM83 176V175H82ZM85 176H86V174H85ZM84 176V177H85ZM151 176V175H150ZM236 176V177H237ZM23 177H25V176H23ZM28 177V176H27ZM79 177V176H78ZM87 177H89V176H87ZM103 177V176H102ZM104 177H105V175H104ZM104 177H103V179H104ZM107 177H108V175H107ZM111 177V176H110ZM134 177H136V176H134ZM141 177V176H140ZM100 178V177H99ZM148 178V177H147ZM35 179V178H34ZM106 179V178H105ZM109 179V178H108ZM108 179H107V181H108ZM113 179V178H112ZM115 179V178H114ZM132 179V178H131ZM26 181V183H25V181ZM28 180L30 181V180H32V178L30 177V178H28ZM81 180V179H80ZM118 180V179H117ZM237 180V179H236ZM255 180V179H254ZM28 181V182H29ZM86 181V180H85ZM109 181H111L110 179H109ZM120 181V180H119ZM43 182V181H42ZM84 182V181H83ZM82 182V183H83ZM91 182V181H90ZM112 182H113V185H114V181L112 180ZM118 182V181H117ZM123 182V181H122ZM240 182V181H239ZM56 183V182H55ZM58 183V182H57ZM126 183H127V181H126ZM128 183H132V181L131 182H128ZM139 183V182H138ZM144 183V182H143ZM233 183V182H232ZM242 183V182H241ZM246 183H243V185L244 184H246ZM38 184H42L41 182L39 183L38 182ZM85 184V183H84ZM87 184V183H86ZM88 184H89V182H88ZM102 184V183H101ZM140 184V183H139ZM139 184H137L136 186H138ZM113 185H111L112 187H113ZM118 185H121V184H118ZM132 185V184H131ZM144 185H146V184H144ZM251 185V184H250ZM42 186H44V185H42ZM50 186H52V185H50ZM123 187H125L124 186V184L122 185ZM129 186V185H128ZM226 186V185H225ZM246 186V185H245ZM44 187H46V186H44ZM49 187V186H48ZM119 187H121V186H119ZM117 188V186L116 187H114V189H116ZM122 188V187H121ZM130 188H131V186H130ZM143 188V187H142ZM145 188V187H144ZM143 188V189H144ZM225 188V187H224ZM223 188V189H224ZM234 188V187H233ZM237 188V187H236ZM248 188H251V187H249L248 186ZM253 188V187H252ZM55 189V188H54ZM57 189V188H56ZM125 188H123V190H124ZM139 189H140V187H139ZM149 189V188H148ZM235 189V188H234ZM61 190V189H60ZM118 190V189H117ZM130 190H132V189H130ZM154 190V189H153ZM134 191V190H133ZM140 191V190H139ZM143 191H145V190H143ZM225 191V190H224ZM60 192V195H61V193H63V192H61V191H59ZM141 192L142 191H140V194H141ZM227 192V191H226ZM54 193V192H53ZM159 193V192H158ZM236 193V192H235ZM64 194V193H63ZM205 194V193H204ZM209 194V193H208ZM207 194V195H208ZM234 194V193H233ZM72 195V194H71ZM142 195V194H141ZM144 195V194H143ZM153 195V194H152ZM181 195V194H180ZM221 195H222V193H221ZM223 195H225V194H223ZM229 195V194H228ZM235 195V194H234ZM49 198H48V197ZM59 196V195H58ZM155 196V195H154ZM223 197V196H222ZM58 198V197H57ZM153 198V197H152ZM162 198V197H161ZM160 198V199H161ZM50 199H52V198H50ZM155 199H157V198H155ZM166 199V198H165ZM224 199V198H223ZM227 199V198H226ZM237 199V198H236ZM56 200V199H55ZM162 201V200H161ZM167 201V200H166ZM188 201V200H187ZM194 201H195V199H194ZM237 201V200H236ZM190 204V203H189ZM193 204H194V202H193ZM199 205V204H198ZM187 206V205H186ZM193 207V206H192ZM173 209V208H172ZM18 210H23V211H25V214H28V213H30L31 214V216L30 215H28V216H26V215H22V214H20V212L18 211ZM243 210V209H242ZM154 213H156V212H154ZM162 213V212H161ZM252 213V212H251ZM238 214V213H237ZM165 215V214H164ZM261 215V214H260ZM232 216V215H231ZM229 217V216H228ZM227 217V218H228ZM238 217H241V218H243V219H245V220H248V221H251V222H253V224H257V225H259L260 224V221H259V219L257 218V217H254L253 215H251L249 212H246V210H243L242 212H240V215L238 216ZM238 217H236V218H238ZM230 218V217H229ZM232 219H234V218H232ZM231 219V220H232ZM240 220V219H239ZM238 220V221H239ZM261 220V219H260ZM230 221V220H229ZM242 221V220H241ZM244 221V220H243ZM223 222H225V221H223ZM233 223V222H232ZM235 223V222H234ZM55 224H57V225H59L60 226V229H55L54 228V225ZM250 224V223H249ZM263 224V223H262ZM264 226V224L262 225V227ZM232 227V226H231ZM228 228V227H227ZM264 228V227H263ZM100 229V230H99ZM101 230H104V232L103 231H101ZM257 230V229H256ZM185 234V233H184ZM188 235V234H187ZM188 237V236H187ZM193 238V237H192ZM262 239H264V238H262ZM192 241V240H191ZM220 246V245H219ZM237 246V245H236ZM157 247V246H156ZM162 247V246H161ZM180 249V248H179ZM171 250V249H170ZM246 250V249H245ZM176 251V250H175ZM235 251H240L239 249H237V250H235ZM241 251H242V249H241ZM240 251V252H241ZM176 252H178V251H176ZM233 252V251H232ZM240 252H234V254L230 257V260L232 261V263L233 264H242L243 262V259L244 258H242V253L240 254ZM181 253V252H180ZM198 253V252H197ZM178 254H179V252H178ZM246 254V253H245ZM227 255V254H226ZM231 255V254H230ZM216 256V255H215ZM229 256V255H228ZM214 257V256H213ZM215 258V257H214ZM218 258V257H217ZM247 260H248V258H247ZM226 261H228L227 259H226ZM161 262V263H162ZM156 263V262H155ZM247 263V262H246ZM251 263V262H250ZM145 264V263H144ZM160 264V263H159Z\"/></svg>","mask_w":264,"mask_h":264}]
</instances>
